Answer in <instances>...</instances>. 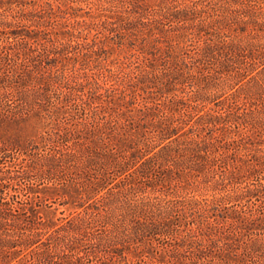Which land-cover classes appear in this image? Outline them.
Returning a JSON list of instances; mask_svg holds the SVG:
<instances>
[{"label":"trees","instance_id":"16d2710c","mask_svg":"<svg viewBox=\"0 0 264 264\" xmlns=\"http://www.w3.org/2000/svg\"><path fill=\"white\" fill-rule=\"evenodd\" d=\"M0 264H264V0H0Z\"/></svg>","mask_w":264,"mask_h":264},{"label":"rangeland","instance_id":"374dc122","mask_svg":"<svg viewBox=\"0 0 264 264\" xmlns=\"http://www.w3.org/2000/svg\"><path fill=\"white\" fill-rule=\"evenodd\" d=\"M151 2H153L154 0H150ZM73 5H77L76 3H73ZM80 7H83V9H80V10H76L77 13L79 14H84V11L85 10H88L89 7H87L85 4L81 5ZM93 14L96 13V10H94L93 8L91 9ZM98 13V12H97ZM108 53L106 54L107 56V63H109L112 67L116 68V66L119 64H122L124 63L125 65H127L129 62H128V59H126V54H124L123 51H120L119 48H111V49H107ZM96 56V55H94ZM37 130V127L36 126H29V127H26V130L24 131H21V135L22 136H30V135H34L35 132ZM57 207H59L58 209V214L60 215L61 213V210H64L66 207L63 206V205H58ZM68 211H65V213H67Z\"/></svg>","mask_w":264,"mask_h":264}]
</instances>
